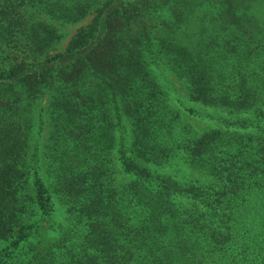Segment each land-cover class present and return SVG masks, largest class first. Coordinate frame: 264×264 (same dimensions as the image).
I'll use <instances>...</instances> for the list:
<instances>
[{
	"label": "trees",
	"instance_id": "trees-1",
	"mask_svg": "<svg viewBox=\"0 0 264 264\" xmlns=\"http://www.w3.org/2000/svg\"><path fill=\"white\" fill-rule=\"evenodd\" d=\"M89 15L52 52L46 17ZM1 243L0 264H264V0H0Z\"/></svg>",
	"mask_w": 264,
	"mask_h": 264
},
{
	"label": "rangeland",
	"instance_id": "rangeland-1",
	"mask_svg": "<svg viewBox=\"0 0 264 264\" xmlns=\"http://www.w3.org/2000/svg\"><path fill=\"white\" fill-rule=\"evenodd\" d=\"M91 16H87L84 19L76 22V23H60V21H53L46 17L47 21L51 22L57 29V32L60 34L59 43L52 52L62 51L69 39L76 32V30L83 24L87 23ZM161 76L163 79L168 81H175L172 75L165 73L163 70L161 72ZM173 98L176 101L171 102L176 110L179 111L180 115L191 124L194 129L197 131H205L208 129H212L219 125L218 118L221 116L219 110H216L214 107L204 106L198 102L189 100L185 98L180 92L174 94ZM48 102V94H43L42 97L36 102L33 109V139L31 141V147L34 145L37 147L39 154L43 153V147L46 143L47 134L49 130L48 124V113L46 110ZM126 126L127 123L124 122ZM40 165L44 167V158L40 156ZM113 164L115 166L116 173V183H124L130 180V176L125 174L117 160L116 155H113ZM52 203L54 210L51 213L50 219H45L44 222L46 224L54 223V226H58L56 234L53 236H58L61 234L62 230L67 228V212L66 206L63 205L56 197L52 196ZM37 218V216L35 217ZM59 227H61L59 229ZM3 247V244H0V249ZM259 264V263H258Z\"/></svg>",
	"mask_w": 264,
	"mask_h": 264
}]
</instances>
